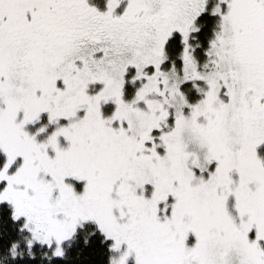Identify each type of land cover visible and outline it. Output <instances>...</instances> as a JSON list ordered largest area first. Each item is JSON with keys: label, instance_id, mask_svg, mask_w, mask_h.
<instances>
[{"label": "snow or ice", "instance_id": "snow-or-ice-1", "mask_svg": "<svg viewBox=\"0 0 264 264\" xmlns=\"http://www.w3.org/2000/svg\"><path fill=\"white\" fill-rule=\"evenodd\" d=\"M0 264H264V0H0Z\"/></svg>", "mask_w": 264, "mask_h": 264}]
</instances>
